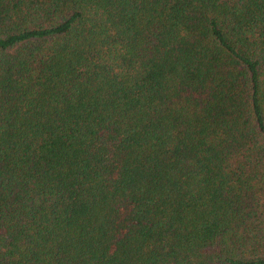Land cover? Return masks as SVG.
<instances>
[{
  "label": "trees",
  "instance_id": "obj_1",
  "mask_svg": "<svg viewBox=\"0 0 264 264\" xmlns=\"http://www.w3.org/2000/svg\"><path fill=\"white\" fill-rule=\"evenodd\" d=\"M0 264H264V0H0Z\"/></svg>",
  "mask_w": 264,
  "mask_h": 264
}]
</instances>
